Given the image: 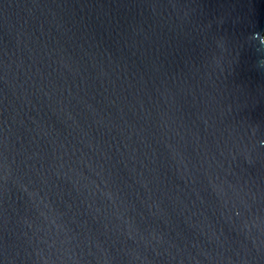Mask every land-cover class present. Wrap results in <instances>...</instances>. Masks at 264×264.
I'll return each mask as SVG.
<instances>
[{
  "label": "water",
  "instance_id": "95a60500",
  "mask_svg": "<svg viewBox=\"0 0 264 264\" xmlns=\"http://www.w3.org/2000/svg\"><path fill=\"white\" fill-rule=\"evenodd\" d=\"M0 264H264V0H0Z\"/></svg>",
  "mask_w": 264,
  "mask_h": 264
}]
</instances>
